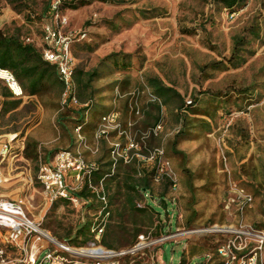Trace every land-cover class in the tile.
Listing matches in <instances>:
<instances>
[{
  "label": "rangeland",
  "instance_id": "1",
  "mask_svg": "<svg viewBox=\"0 0 264 264\" xmlns=\"http://www.w3.org/2000/svg\"><path fill=\"white\" fill-rule=\"evenodd\" d=\"M61 21L68 29L86 32L72 52L76 69L97 73L88 121L100 120L98 111L91 116L95 105L101 102L111 110L115 100L124 132L97 139L90 126L85 132L89 148L79 146L74 117L80 107L63 111L54 93L41 97L25 92L17 97L20 105L4 113L1 87L0 140L17 134L19 142L2 165L0 201H21L28 218L72 247L96 242L121 251L140 233L168 236L144 254L121 256L123 264H217L207 255H214L224 236L202 231L215 224L251 226L264 234V0H244L234 8L218 0H0V29L18 32L38 47L43 27ZM253 27L259 31L257 38L250 33ZM237 34L249 43L234 65L230 59ZM116 55L126 56L129 68L112 62ZM151 78L180 95L162 104L149 85ZM158 124L161 128L155 132ZM182 126L184 132H179ZM28 137L38 141L37 161L21 150V140L26 146ZM129 139L136 145L128 150L131 160L117 156L115 162L113 142L125 146ZM94 147L97 152L90 150ZM156 148L164 151L159 173H166L172 183L151 178V191L137 199V206L146 208L134 213L127 205L132 193L126 179L150 173L155 160L149 156ZM63 149L78 150L87 164L100 168L101 177L93 183H103L111 213L99 239L93 236L83 243L78 231L99 217L100 202L74 205L52 199L37 179L40 160L50 151L52 161ZM73 172L66 174L69 186L77 183ZM243 193L252 200L244 202ZM34 245L40 246L35 236L15 241L0 225V264H29Z\"/></svg>",
  "mask_w": 264,
  "mask_h": 264
},
{
  "label": "built area",
  "instance_id": "2",
  "mask_svg": "<svg viewBox=\"0 0 264 264\" xmlns=\"http://www.w3.org/2000/svg\"><path fill=\"white\" fill-rule=\"evenodd\" d=\"M84 38H86L85 31L68 29L65 21L47 24L43 27L41 43L43 58L56 66L64 85L60 99V110L87 105L82 104L78 98L75 59L72 52V45ZM0 84L6 86L15 97L24 95L20 82L13 71L9 69L0 67ZM132 109L136 114L140 113L138 107H132ZM160 128L161 125L158 124L154 129L155 132ZM80 129V126L76 128L77 137L80 141H84ZM112 131L120 134L124 132L119 122V112L116 110L102 116L99 129L96 132V138L107 137ZM17 142H19L17 134L8 135L5 140H0V183L5 180L2 173V165L13 154L14 145ZM128 143L124 146L120 142H113L111 153L115 162L118 160L117 156L127 162L131 160L128 156V150L136 147V145L132 139H129ZM24 144V141L21 140V150H24ZM85 147L89 148L88 145H85ZM98 149V147L90 148L93 152H97ZM163 154V149L156 148L151 152L149 158L158 160L161 164ZM97 168L95 165L87 164L78 150L75 152L70 149H63L57 152L52 161L40 160L37 179L52 199L67 198L74 205H86L93 199L100 202L99 217L96 218L90 228L91 233L99 239L104 233L111 211L109 198L103 183L94 184L91 181V175ZM70 170H74L73 174H76L77 183L74 186H69L66 182V174ZM84 178L88 179V189L92 195L78 197L74 195V192L83 187ZM240 196L243 197L244 202L252 200V197L248 194L243 193ZM138 205L140 206L141 204L138 203ZM0 209L8 214L4 221H2L4 218H0V225L10 230V237L13 240L16 241L19 238H23L24 242L35 236L37 242H40L39 247L34 245L35 252L30 257L29 264H123L120 262L121 256L126 254L132 256L144 254L148 248L168 238L165 235L159 238H152L149 234L140 233L136 242L130 248L121 251L97 246L96 242H92V246L89 247H72L65 242L54 240L52 237L47 236L38 223L27 217L21 201L2 200L0 201ZM202 231L224 236L214 252L219 264H263L264 234L253 227L215 224L202 229ZM44 240H47L49 244H55L57 247L52 248L45 245L43 243ZM89 249H94L95 251L89 252ZM39 250L40 252H38ZM42 253L43 255L41 256ZM212 256L211 254L207 255L209 261Z\"/></svg>",
  "mask_w": 264,
  "mask_h": 264
},
{
  "label": "trees",
  "instance_id": "3",
  "mask_svg": "<svg viewBox=\"0 0 264 264\" xmlns=\"http://www.w3.org/2000/svg\"><path fill=\"white\" fill-rule=\"evenodd\" d=\"M11 3H14L16 0H8ZM222 2L226 7L228 8H234L235 6L242 5V2L244 0H218ZM251 34L255 36L256 38L259 37V31L253 27L250 29ZM249 43V40L246 39L244 35H234L233 36V57L230 59V62L234 65H238L241 62V51L243 47ZM115 55L113 53L109 57ZM112 62L116 63L118 67L120 68H129L130 66V60L126 59V56L122 57H116L114 56L112 59ZM0 67L9 69L13 71L16 78L20 82L24 93L27 92L28 95L32 96H44L46 93L52 92L55 94L57 98H59V108H60V99L62 97V93L64 90L63 81L60 78V75L58 74L57 68L54 64L48 62L43 58L41 47H38L34 42L25 41L22 39L20 34L18 32L13 33H6L3 30L0 29ZM75 75L77 79L78 84V98L79 101L82 104H87L81 106L77 110V117H74L77 121V123L74 126V130L76 132V128L78 126L81 127L80 132L84 137V141H80L78 137V145L81 144L87 145V139L85 137V132L87 127H92L95 129V134L99 129L101 118L103 115H105L108 112L117 110H107L106 105L104 103H99L98 105L94 106L93 112H91V116L95 112H100L102 115L100 116V120H92L88 121L89 119V112L94 105L93 97L95 93V89L92 86V82L94 78L96 77L97 73L95 70L84 72L80 69H75ZM149 85L153 88L154 94L156 97L160 100H162V104H169L173 100V95H180L177 91H175L172 87H167L161 83L156 78H151L149 80ZM3 87L2 94L5 96V101L3 104V110L4 113L15 110L21 103V98L15 97L11 91L4 85L0 84V88ZM118 92V91H117ZM117 96H120V94H117ZM103 100V99H101ZM179 106V105H178ZM187 105H185V108ZM67 111H73L72 107L66 108ZM65 110V109H64ZM63 110V111H64ZM81 111V112H79ZM87 113V114H86ZM99 113V114H100ZM80 116H84V118L80 119ZM81 121V122H80ZM184 126L180 129L179 132H184L183 129ZM112 133V132H111ZM110 134V133H109ZM77 135V133H76ZM104 138V136L100 137ZM173 144H176L174 142ZM77 145V146H78ZM71 150V149H70ZM177 153H180L185 156L184 152L177 151ZM25 156L29 159L37 161L39 159V150H38V141L34 140L31 137H28L26 140V146L24 149ZM48 154L51 155V152L49 151L47 153V157L45 159L46 162L48 161V157H50ZM160 163L158 160H155V166L151 169L150 173L144 172L143 175H140V177L133 178L129 177L126 179L125 186L127 187L128 191L131 192L127 199V205L129 209H131L134 213H141L145 210L146 207L140 208L137 206L138 203V195L142 192V195L146 196L149 194V191H151V178H163L167 180L169 183H172L171 179L168 177V175L165 173H159ZM99 166L98 168L93 171L91 175V181H95V179H100L99 173ZM74 195L81 197V196H91L92 193L88 189V179L84 178V184L83 187L74 192ZM140 196V195H139ZM63 200L65 202L71 203V201L67 198L59 197L55 200ZM162 202L165 205V199L162 197ZM152 210H156V212H159L157 208L154 205H147ZM150 220L153 221V217L150 214ZM90 221L86 222L82 227L79 228L78 234H81L82 242L86 243L92 239L94 236L93 233H90L91 228ZM157 226V225H156ZM140 229L137 228L134 236H137ZM105 244L108 247H111L109 242L104 241ZM133 242V241H132ZM131 242V243H132ZM219 245V243L216 245V247ZM216 250V248H215ZM214 256V257H213ZM212 257L216 259V263L219 264V260L216 257V255H213Z\"/></svg>",
  "mask_w": 264,
  "mask_h": 264
},
{
  "label": "bare ground",
  "instance_id": "4",
  "mask_svg": "<svg viewBox=\"0 0 264 264\" xmlns=\"http://www.w3.org/2000/svg\"><path fill=\"white\" fill-rule=\"evenodd\" d=\"M7 216H8L7 212L0 209V218H4L2 221H4ZM46 235L49 236V237H52L54 240H56V238L53 237L52 235H50L49 232H47ZM88 251L91 252V251H95V250L94 249H89Z\"/></svg>",
  "mask_w": 264,
  "mask_h": 264
},
{
  "label": "crops",
  "instance_id": "5",
  "mask_svg": "<svg viewBox=\"0 0 264 264\" xmlns=\"http://www.w3.org/2000/svg\"><path fill=\"white\" fill-rule=\"evenodd\" d=\"M117 102L114 100V105H113V107L111 108V110H113V109H117V104H116ZM132 107L133 106H130V108L132 109ZM2 183H0V185H1Z\"/></svg>",
  "mask_w": 264,
  "mask_h": 264
}]
</instances>
